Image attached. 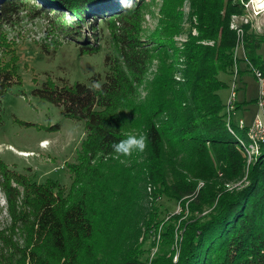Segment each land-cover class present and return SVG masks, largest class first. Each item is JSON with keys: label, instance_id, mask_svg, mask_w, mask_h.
<instances>
[{"label": "trees", "instance_id": "1", "mask_svg": "<svg viewBox=\"0 0 264 264\" xmlns=\"http://www.w3.org/2000/svg\"><path fill=\"white\" fill-rule=\"evenodd\" d=\"M114 7L118 10L111 16ZM63 9L82 27L87 21L95 25L100 16L118 52L115 58H104L103 95L78 81L48 79L34 89L61 106L66 116L85 121L84 138L76 162L68 165L69 188L51 179L37 182L34 175L19 173L0 159V191L7 204V220L0 225V264H264V144L248 160V142L226 120L219 96L222 75L231 73L234 64L236 34L229 24L232 14L242 12L239 5L213 0L210 16L200 19V35L182 48L183 79L170 88L173 100L143 116L141 135L148 138L147 148L129 167L111 159L118 156L111 145L126 138L131 127L118 107L134 92L150 58L137 39L141 15L132 3L125 10L120 0H0V124L3 96L21 82L14 42L6 30L20 22L23 10L64 26ZM169 27L171 35L175 31ZM244 29L246 57L264 70L258 53L264 35L248 25ZM95 39L92 32V44ZM203 39L211 43L198 42ZM95 51L90 41L80 46L81 53ZM164 111L169 120L160 125L156 118ZM243 177L241 186L225 187V181ZM139 181L183 199L182 210L187 208L190 216L183 218L181 210L162 222L151 209L139 222L134 211ZM160 224V249L143 257L138 234L151 235Z\"/></svg>", "mask_w": 264, "mask_h": 264}, {"label": "rangeland", "instance_id": "2", "mask_svg": "<svg viewBox=\"0 0 264 264\" xmlns=\"http://www.w3.org/2000/svg\"><path fill=\"white\" fill-rule=\"evenodd\" d=\"M132 4L139 9L141 15L137 39L141 46L149 49L150 58L141 80L133 84L134 92L127 96L125 102L120 103L118 112L128 119L131 126L127 136L130 134L139 136L142 132L143 116L150 113L158 104L165 105L173 100L170 88L176 87L183 79L182 48L191 37L200 35L198 30L200 19L206 15L210 16L213 0H133ZM110 10L109 15L112 16L117 12L118 7ZM66 13L64 9L65 17L60 20L63 22L64 26H62L58 23L49 24L44 17H35L28 14L27 10H23L20 22L6 30L8 38L14 42L21 82L13 84L2 98L0 159L19 173L34 175L37 182L51 179L69 188L71 175L68 165L76 162L84 138L85 121L66 116L61 106L36 95L33 91L48 79L55 83L65 81L71 84L78 81L87 85L92 84L93 77L96 78L95 80L103 81L106 71L104 58L107 55L111 59L115 58L118 47L110 29L104 25L100 16L96 17L95 25L88 24L90 21H87L83 22L82 27L81 24H74ZM252 21L254 26L260 27L259 30L252 31L264 35L262 32L264 17L257 16ZM167 26L175 32L168 35ZM69 27L72 28L67 31ZM92 32L96 34L94 44L91 40ZM76 34L79 39L72 36ZM85 41H90L91 45L95 46V53L80 52V46ZM198 42L211 43L206 39ZM236 45L237 42L235 47ZM258 53L264 60V44L261 45ZM237 54L240 58L238 60L240 73L234 81L239 105L232 122L237 134L248 142L244 149L248 160H251L257 150L249 143L247 127L252 125L259 112L256 105L258 83L252 72L248 70L242 50ZM222 79L224 87L219 90V96L225 111V104L231 93L233 75L225 73ZM239 119L243 121L245 127L243 131L237 127ZM156 120L160 125L166 124L169 120L168 112H161ZM182 145L187 146V144ZM25 152L27 154L23 155ZM139 155V152H134L128 157L114 155L111 159L113 163L129 167L140 161ZM177 159H181V154L177 155ZM28 168L30 171H27ZM243 182L244 177L224 183L225 187L231 189L241 186ZM197 185L202 186L203 181L199 180ZM135 200L137 203L134 211L139 212V222L141 218L147 217L146 213L151 209L154 213L157 212L158 219H163L162 222L182 210L180 200L183 199L169 197L162 193L158 186L142 181L137 184ZM187 203L184 202L185 205ZM6 205V200L0 191V225L7 220ZM183 213V218L190 216L187 208ZM175 223L177 224V221ZM138 227L144 231L141 223ZM160 227L161 224L157 229L152 228L153 234L144 238L142 233L138 234V243L143 242L141 246L143 257L150 258L160 249ZM177 237L175 236V239H178Z\"/></svg>", "mask_w": 264, "mask_h": 264}, {"label": "bare ground", "instance_id": "3", "mask_svg": "<svg viewBox=\"0 0 264 264\" xmlns=\"http://www.w3.org/2000/svg\"><path fill=\"white\" fill-rule=\"evenodd\" d=\"M234 2H236L239 5V7L242 9V13L241 12L240 13H234L231 15V18H230L231 19L230 28L232 30H234V32L236 33L237 38H238L237 45L235 48H233L234 49V53H233L234 64H233L232 69H231V74L233 75V82L231 85H236L234 79L237 77V67L239 70L238 60L240 58L238 57L237 52L242 50L243 58H244V61L246 62V64H247L246 59H248L246 57V54L244 51V40H243L244 35H242V30H241V26H240V19H246L247 18V22L249 23V24H243V31H245L244 27L246 25L249 26L250 30H254V29L259 30L260 29V27L254 26V23H253L254 21H252L255 17L258 16V9H257L258 0H249V2H247V3L245 0H234ZM262 32H264V31H262ZM252 68L255 71H262L259 67L255 66L254 64H252ZM230 88H231V86H230ZM234 94H235V100H229V109L231 112V116H230V113L227 109V101L225 104V111L224 112L226 113V120L228 122L232 121V117L234 116V114L236 113V109L238 108L237 107V87H234ZM256 105L258 107V110H260V102H256ZM254 121H255V119H254ZM258 125L260 127H264V112H259ZM237 127L238 128H245L243 125L242 119H239ZM247 135H248V138L250 139V143L252 144L253 147H255V149H257L258 145L264 144V128H261V131H260V130H258L257 127L249 125L247 127ZM25 154H27V153L26 152L23 153V155H25Z\"/></svg>", "mask_w": 264, "mask_h": 264}, {"label": "clouds", "instance_id": "4", "mask_svg": "<svg viewBox=\"0 0 264 264\" xmlns=\"http://www.w3.org/2000/svg\"><path fill=\"white\" fill-rule=\"evenodd\" d=\"M133 0H120V3L125 10H130V4ZM91 91L104 94V87L102 82L94 81L91 84ZM148 138L144 135H128L126 138L114 142L111 147L114 153L119 156L128 157L134 152H143L147 148Z\"/></svg>", "mask_w": 264, "mask_h": 264}, {"label": "built area", "instance_id": "5", "mask_svg": "<svg viewBox=\"0 0 264 264\" xmlns=\"http://www.w3.org/2000/svg\"><path fill=\"white\" fill-rule=\"evenodd\" d=\"M246 3L249 2V0H245ZM258 16L264 17V0H258ZM243 24H249L247 22V18L246 19H240V26H241V30H242V35H244L245 31H243ZM236 42H238V38H236ZM247 60V64H248V70H250L252 72V74L254 75V77L257 80L258 83V90H257V96H256V102H260V110H258L259 112H264V70L262 71H255L252 68V63L250 62L249 59ZM240 73V70H238L237 67V76ZM234 87H236V85H231V93H230V97L229 99H227V109L230 113L231 116V112L229 109V100H235V94H234ZM239 105V104H238ZM259 112L255 117V121H253L252 126H255L258 128V130L261 131V128L264 127H260L258 125V118H259Z\"/></svg>", "mask_w": 264, "mask_h": 264}, {"label": "water", "instance_id": "6", "mask_svg": "<svg viewBox=\"0 0 264 264\" xmlns=\"http://www.w3.org/2000/svg\"><path fill=\"white\" fill-rule=\"evenodd\" d=\"M63 11H64V9H63Z\"/></svg>", "mask_w": 264, "mask_h": 264}]
</instances>
